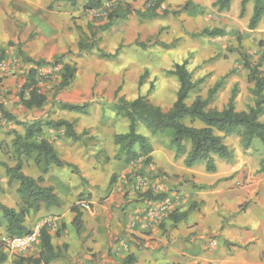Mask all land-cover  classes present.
Here are the masks:
<instances>
[{"label":"rangeland","instance_id":"374dc122","mask_svg":"<svg viewBox=\"0 0 264 264\" xmlns=\"http://www.w3.org/2000/svg\"><path fill=\"white\" fill-rule=\"evenodd\" d=\"M119 1L129 3L134 8H143L148 0ZM214 1L164 0L161 10L166 7L171 10L177 9L186 3L196 7L181 10L176 15H161L152 19H143L136 14H131L115 20L113 25L104 31L97 26L106 21L105 13L102 12L100 16H97L95 10H85L84 0H78L76 6L67 3L66 10L69 13L66 14V20L68 22L70 20L72 25L68 26L64 33H72L78 40L83 38L88 41L92 39L91 33L95 31L98 38L97 47L106 52H114L119 47L120 51L114 58L102 57L97 47L90 52L68 51L64 59L77 64L76 76L72 84L59 91L56 96H54L52 83L44 81L43 90L48 96V102L39 109H26L17 97L21 89L18 77L26 76L32 66L20 53V50L23 51L24 44L16 43L15 39L11 41L13 45L9 44L10 41L1 45L6 48V56L0 62V83L4 80H10V82L2 85L4 89L0 90V101H2L0 103L8 107L7 110L21 120H33V118L46 116L57 119L62 116L71 119L76 130L83 132V138L79 141L66 137L62 131L51 133L52 143L61 157L76 167L61 166L52 173L49 180L57 184L59 189V178L68 179L67 189L63 187L61 189L68 195L67 199L74 196L69 199L73 200V207L78 206L83 212L94 211V208L104 209L111 198L116 197L115 200L120 199L117 202L119 206H116L118 209L135 205L133 210L135 215L131 217L130 229L139 228L149 231L148 229L157 227L162 235L168 232L165 229L164 220L174 210V203L168 198L163 186L168 180V175L163 168L165 166L160 165L156 158L158 157L162 164H165L166 157L163 153L172 151L175 153L169 146L171 131L164 135L153 136L144 124L140 123L138 130L154 139L152 162L141 168L143 160L127 163L123 155L117 158L118 145L114 141V136L127 130L128 119L116 113L115 93L120 87L118 96L123 95L127 100H132L139 94L146 95L151 103L168 110L176 99L179 82L176 76L167 73V70L172 68L174 63L187 60L193 78H203L198 88L192 91L187 100L188 103H191L197 95L207 97L209 89L216 82H220V87L211 100V106L222 108L228 102L234 87H236L235 102L238 110H246L254 105L255 95L252 92L254 84L248 80V70L244 67L240 52L246 53L254 63L260 60L264 53V21H261L255 29L249 28L253 2L247 4L245 13L241 15L242 0H233L228 10H219L213 5ZM55 2H51L47 10L58 9ZM6 14L7 17L15 18L12 12L6 11ZM31 16L34 17V14ZM1 18L0 10V20ZM35 18L39 17L35 16ZM27 21L22 15L17 18L19 39L22 36L27 38L26 41L33 40L37 34L32 23H26ZM213 27L222 28L224 33L217 37L195 36L203 29ZM160 42L167 45H162ZM24 52L30 57L26 51ZM61 67L62 65H57L55 68L47 65L41 70L53 71L55 79H59L58 70ZM261 69L264 71V60ZM140 77L142 79L139 85ZM60 101L79 104L89 102V109L87 113L79 115L80 113L62 110ZM261 119H264V116H261ZM15 125L19 126L0 118V159L7 161L10 165L15 164L11 146L13 138L11 131L16 129ZM202 125L203 123L199 121L196 124V126ZM19 128L23 130V126ZM238 137L237 134H233L227 142L240 145L241 140ZM255 142L252 149L260 155L263 146L258 140ZM174 158L180 165L183 164L185 155H174ZM91 166H95V171H90L93 174L92 177H84L82 172H89ZM34 169L35 167L30 165L26 171L32 173ZM5 175V168L0 166V200L18 208L22 205L21 199L17 197L13 185L3 180ZM147 190H151L153 194L165 196L159 200L148 199L144 195ZM43 207L44 205L41 210ZM40 211L32 212L26 218L25 225L29 230L36 223L46 219H51L53 224V214ZM137 215L139 216L135 217ZM74 225L78 226L75 222ZM124 232L132 235L129 231ZM114 236L118 235L114 234ZM8 237L5 222L0 216V250L7 252L8 258L13 260L18 254L7 250L5 239ZM215 237L216 235H211V239ZM38 252L39 244L21 255H36Z\"/></svg>","mask_w":264,"mask_h":264},{"label":"crops","instance_id":"0c3cea01","mask_svg":"<svg viewBox=\"0 0 264 264\" xmlns=\"http://www.w3.org/2000/svg\"><path fill=\"white\" fill-rule=\"evenodd\" d=\"M51 2L54 0H0V46L16 39V43L24 44L23 52L26 51L35 60L50 61L60 55L65 58L71 50L79 53L76 35L64 33L72 25L70 20H66V14L69 13L66 5L69 2L56 1L58 9L52 11L47 10ZM6 11L14 13L15 18L7 17ZM33 14L34 17L31 16ZM21 15L28 20L26 23H32L37 32L33 40L26 41L27 38L22 36L19 39L17 18ZM25 81V75L18 77L21 87ZM9 82L10 80L2 81L0 90L4 89L2 85ZM60 118L68 119L62 116L57 119ZM19 126L15 125L16 130L24 133V127L21 130ZM53 131L56 132L45 129V136L49 140ZM232 136H227L225 142L234 151V159L228 161L215 155L217 168L214 172L206 170L205 162L188 167L183 159V164L179 165L172 150L163 153L166 157L165 164L156 158L160 165L165 166L163 168L168 180L163 186L168 198L174 203L173 209L183 212L193 206L184 219H165V229L168 232L163 235L157 227H152L149 231L130 229L135 205L118 209L116 206H119L117 202L120 199L115 200L116 197L113 196L104 209L82 211V224L77 228L74 225L76 212L73 210V200H69L74 196L67 199L68 195L61 189H67L68 179L59 178V189L57 184L49 180L52 173L60 168L53 165L44 176V184L54 187L61 205L49 209L44 206L40 212L53 214V224L47 228L52 235L54 247L61 249L64 255L49 264H121L131 254L136 256L133 264H264V172L258 171L263 152L261 150L260 155H257L253 147L244 149L242 144H230L227 141ZM150 138H153L149 137L153 143L154 139ZM153 155L154 151L152 157ZM30 165L38 172L28 173L26 168ZM22 169L35 178L41 175L34 162L26 157H23ZM90 171H95V166H91L89 172H82V175L90 178L93 175ZM3 180L8 181V176L5 175ZM11 184L17 194L19 183L14 181ZM124 231H129L132 235ZM149 232L151 233L148 234ZM114 234L118 236L115 237ZM211 235L216 237L211 239ZM6 262L12 264L11 258Z\"/></svg>","mask_w":264,"mask_h":264},{"label":"trees","instance_id":"16d2710c","mask_svg":"<svg viewBox=\"0 0 264 264\" xmlns=\"http://www.w3.org/2000/svg\"><path fill=\"white\" fill-rule=\"evenodd\" d=\"M69 2L76 6L78 0H54ZM112 1L109 7H105V2ZM233 0H215L213 5L219 10H228ZM164 0H148L143 8H134L129 3H123L119 0H84L85 10H97L104 7V16L106 21L97 26L104 31L113 25L117 19L125 18L128 15L136 14L143 19H152L158 16L176 15L181 10L195 9V5L189 3L182 7L171 10L166 7L161 10ZM249 2H253V13L249 19V28L255 29L261 21H264V0H242L240 14L246 11ZM224 33L220 27L205 28L195 36L217 37ZM91 40L80 38L78 41L79 52H90L97 47L98 38L96 32L91 33ZM162 45H167L160 42ZM13 45V42H9ZM144 45V44H141ZM102 57L114 58L119 54L118 47L114 52H106L97 47ZM24 59L31 63L26 74V81L23 83L19 98L23 106L28 109L43 108L48 102V96L43 90V82L52 83L54 96L62 89L72 84L76 73L77 64L75 62H66L64 55L55 57L53 60L33 59L20 50ZM243 58L244 67L248 70V80L254 84L252 92L255 95V103L246 110H238L236 107V87H234L228 102L222 107L211 106L212 98L220 87V82L209 89L207 97L197 95L191 103L192 91L198 88L203 78L194 79L192 71L188 68V61L174 63L167 73L176 76L179 87L176 93V99L168 110H164L159 105H154L146 95L139 94L132 100H127L123 95L118 96L120 87L116 90L117 101L115 102L116 113L128 119L127 130L117 133L114 141L118 145L116 157L122 155L127 163L134 160H143L142 167L148 166L152 162L153 145L146 134L138 130L142 123L150 131V134L164 135L171 131L169 146L174 149L176 156L185 155V165L191 167L199 162H205L206 170L214 172L216 170L215 155L232 161L234 151L225 142L227 136L237 134L240 137L244 149L251 148L258 140L263 146V155L259 163V172H264V71L261 69L264 60V53L258 62L250 60L246 53L240 52ZM6 56V48L0 46V62ZM51 65L55 68L62 65L58 70L60 78L55 79L54 72H43L44 66ZM141 79L139 85L141 84ZM63 110L85 114L89 109V102L83 104L60 101ZM0 118L7 122H14L24 127V133L16 129L11 132L13 138L11 146L15 164L10 165L7 161L0 159V166L5 168L8 176V183L14 181L19 183L17 194L21 199L22 205L18 208L7 205L0 200V216L5 222V231L9 237L24 235L30 230L25 225L26 218L32 212H39L44 205L47 209L50 207H59L61 200L55 189L51 185H45V175L50 168L55 165L76 167L71 162L65 161L51 140L45 136V129L62 131L64 135L73 141H79L83 138V132H78L74 123L68 119H45L38 118L31 121H22L16 115L9 112L0 104ZM203 123L202 126H196V122ZM218 132L223 133V135ZM260 146V145H259ZM1 148V147H0ZM23 157L34 162L41 171L37 178L26 174L23 171ZM148 199L159 200L164 198V194H153L151 190L144 192ZM177 212L173 210L169 213L170 219L179 221L188 215V211ZM76 212L74 222L81 227L82 211L78 206H74ZM48 226H45L40 234L39 252L36 255H16L12 264H49L52 261L64 255L61 249H56L52 243V235ZM8 260V254L0 250V264ZM136 256L133 254L126 256L121 264H133Z\"/></svg>","mask_w":264,"mask_h":264},{"label":"built area","instance_id":"2783aa9c","mask_svg":"<svg viewBox=\"0 0 264 264\" xmlns=\"http://www.w3.org/2000/svg\"><path fill=\"white\" fill-rule=\"evenodd\" d=\"M112 1L105 2V7H109ZM104 7L95 10V14L100 16L102 12L104 13ZM98 11V12H96ZM52 223L51 219H46L44 221L38 222L34 227L24 235H17L8 237L5 239V246L8 251L21 255L26 251L35 248L39 244L40 234L45 226H50ZM135 222L133 223V225Z\"/></svg>","mask_w":264,"mask_h":264}]
</instances>
